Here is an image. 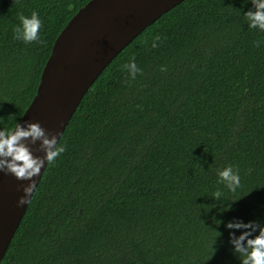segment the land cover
Masks as SVG:
<instances>
[{"label":"trees","instance_id":"1","mask_svg":"<svg viewBox=\"0 0 264 264\" xmlns=\"http://www.w3.org/2000/svg\"><path fill=\"white\" fill-rule=\"evenodd\" d=\"M88 1L0 0V128L19 120ZM33 10L40 39H15ZM255 10L183 0L127 44L83 94L0 264H240L230 240L243 230L225 223L264 226V30L244 15ZM227 165L235 191L219 182Z\"/></svg>","mask_w":264,"mask_h":264},{"label":"water","instance_id":"2","mask_svg":"<svg viewBox=\"0 0 264 264\" xmlns=\"http://www.w3.org/2000/svg\"><path fill=\"white\" fill-rule=\"evenodd\" d=\"M183 0H89L55 38L31 102L15 124L38 123L58 141L83 94L112 59L141 31ZM24 143L43 159L39 141ZM46 166V164H45ZM17 179L0 172V261L18 227L42 172ZM34 192V191H33ZM20 197L29 199L17 206Z\"/></svg>","mask_w":264,"mask_h":264},{"label":"clouds","instance_id":"3","mask_svg":"<svg viewBox=\"0 0 264 264\" xmlns=\"http://www.w3.org/2000/svg\"><path fill=\"white\" fill-rule=\"evenodd\" d=\"M255 11H248L244 15L248 20L249 28L264 30V0H252ZM19 23L14 25L13 37L24 42L38 41V33L41 28V19L37 12L33 10L30 15L23 13L18 16ZM159 36L153 37L152 47H156L155 41ZM261 41H254V46L259 47ZM128 70L130 76H135L140 71L134 59H130L122 65ZM163 70V69H161ZM28 140L30 143L39 141V148L44 152L43 159L34 156L24 143ZM65 151L62 142H58L55 137L48 138L44 130L38 123H26L24 126L14 124L11 128H0V172L11 174L17 179H28L37 174L42 165H51L53 161ZM219 182L230 190L235 191L240 185V175L234 170L232 165H227L217 172ZM33 184L23 188L27 195L33 193ZM221 190L216 189L212 196L221 197ZM30 198L20 197L17 200V206L21 203H27ZM219 223V221H217ZM227 229H242L239 235L230 240L233 250L243 253L240 257V264H264V226H259L253 221L242 222L238 219L225 223ZM256 232L252 236L251 233ZM232 236V233H229Z\"/></svg>","mask_w":264,"mask_h":264}]
</instances>
